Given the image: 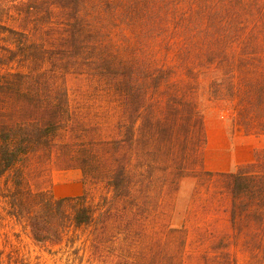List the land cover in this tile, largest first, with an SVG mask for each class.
Wrapping results in <instances>:
<instances>
[{
	"label": "trees",
	"instance_id": "1",
	"mask_svg": "<svg viewBox=\"0 0 264 264\" xmlns=\"http://www.w3.org/2000/svg\"><path fill=\"white\" fill-rule=\"evenodd\" d=\"M202 83L231 111L230 133L263 139L234 171L202 168ZM38 152L104 184L106 205L95 213L86 189L60 199L31 189L19 166ZM8 173L0 227L8 217L36 243L71 245L74 264H236L237 239L264 264V0H0V179ZM191 173L228 196V235L201 251L162 218ZM11 252L0 264H39Z\"/></svg>",
	"mask_w": 264,
	"mask_h": 264
},
{
	"label": "rangeland",
	"instance_id": "2",
	"mask_svg": "<svg viewBox=\"0 0 264 264\" xmlns=\"http://www.w3.org/2000/svg\"><path fill=\"white\" fill-rule=\"evenodd\" d=\"M68 85L70 84L68 83ZM198 94L205 132L209 139L210 147L213 148L219 145L222 132L226 134L229 140L235 138L240 146L243 147V151L245 149L248 151L251 148H255V151L262 147L263 139L260 136L246 135L238 126L232 129L233 131L230 133L231 123L228 117L231 111L227 110L223 103L209 101L203 83ZM238 157L243 158V153H239ZM222 161L224 160L213 156V154L208 158L210 167L222 168ZM21 167L25 174L24 180L31 185V189L34 188L33 183H38L39 189H44L46 191H51L54 177L59 173H62V171H66L55 168L52 160L41 152L28 157L23 164L19 166V168ZM205 167L203 158L202 168L206 170ZM236 167H232V171H234ZM0 184L2 185L3 196L9 195L13 190L9 173L2 176ZM82 184L87 192V205L97 213L106 205L105 201L109 196L106 186L101 183L93 184L87 182ZM227 205L228 196L225 189L218 185H213L204 176H198L197 173H191V175L186 176V178H183L180 181L173 210L164 212L165 214L162 218L169 219V224L173 227L179 228L183 226L188 234V241L190 243L189 250L201 251L205 249L207 240L211 239V237L221 235L222 233L228 235L229 230L226 223L225 212ZM6 206L5 198H0V209H5ZM1 226L0 259H2L4 263L7 260L8 255L12 256L13 252L11 251L18 249L20 253L29 258L31 263L74 264L75 261H77L72 254L71 245L64 243L60 245L36 243L31 239L27 229H22L8 217L3 220ZM94 227L95 225L93 224L90 228L77 232V235H79L80 239H83L88 234L92 233ZM113 232H115V230ZM113 232L110 233V231H107L105 236L108 233L112 235ZM201 233H206L207 236L204 238L205 241H202L200 245H197L198 241H195V239ZM228 238L230 241L231 239L229 236ZM230 244L229 250L234 257L236 264H254L257 261L258 258H256V255L254 256L255 252H253L252 249H250V246L243 240L237 239ZM76 264L98 263L94 261L90 262L85 257L82 263L76 262Z\"/></svg>",
	"mask_w": 264,
	"mask_h": 264
},
{
	"label": "crops",
	"instance_id": "3",
	"mask_svg": "<svg viewBox=\"0 0 264 264\" xmlns=\"http://www.w3.org/2000/svg\"><path fill=\"white\" fill-rule=\"evenodd\" d=\"M255 148L244 150L237 140H229L224 132L221 133L219 145L215 147L209 146V139L206 134V147L204 152V166L206 170L213 172H230L232 167L240 164H247L253 161V153ZM243 153L244 157L239 158L238 154ZM213 154L219 157L222 161V168L210 167L208 163L209 156ZM84 191V186L81 182V174L79 170L62 171L54 177L52 181V196L56 199L66 197L80 196Z\"/></svg>",
	"mask_w": 264,
	"mask_h": 264
}]
</instances>
